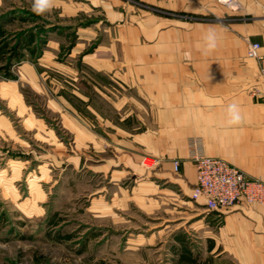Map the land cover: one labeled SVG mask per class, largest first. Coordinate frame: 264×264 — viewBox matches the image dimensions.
Returning <instances> with one entry per match:
<instances>
[{
    "label": "rangeland",
    "instance_id": "obj_1",
    "mask_svg": "<svg viewBox=\"0 0 264 264\" xmlns=\"http://www.w3.org/2000/svg\"><path fill=\"white\" fill-rule=\"evenodd\" d=\"M31 4L0 0V264H180V236L198 264L228 262L194 184L129 144L146 129L138 87L79 61L74 24Z\"/></svg>",
    "mask_w": 264,
    "mask_h": 264
},
{
    "label": "crops",
    "instance_id": "obj_2",
    "mask_svg": "<svg viewBox=\"0 0 264 264\" xmlns=\"http://www.w3.org/2000/svg\"><path fill=\"white\" fill-rule=\"evenodd\" d=\"M234 1L239 6L217 0H56L52 9L60 28L76 27L79 61L138 87V120L146 129L129 144L138 156L155 160L150 170L160 168L164 180L180 176L175 183L184 192L197 182L188 160L191 138L201 139L208 156L264 180V82L257 60L247 54L250 43L264 50V0ZM209 31L217 34V46L206 54ZM233 102L243 116L240 125L227 123ZM192 190L190 201L206 211L208 252L232 255L213 264H264V210L255 205L210 212L191 198Z\"/></svg>",
    "mask_w": 264,
    "mask_h": 264
},
{
    "label": "built area",
    "instance_id": "obj_3",
    "mask_svg": "<svg viewBox=\"0 0 264 264\" xmlns=\"http://www.w3.org/2000/svg\"><path fill=\"white\" fill-rule=\"evenodd\" d=\"M253 45L261 49V44L250 43L247 54L257 60L259 77L264 82V54L260 52L259 55H251ZM188 158L197 170V182L191 198L203 203L208 211L222 212L255 205L264 210V180L249 176L224 159L208 156L200 138L188 141ZM180 165V161H174L175 172L180 170ZM146 166L150 168L148 164Z\"/></svg>",
    "mask_w": 264,
    "mask_h": 264
},
{
    "label": "clouds",
    "instance_id": "obj_4",
    "mask_svg": "<svg viewBox=\"0 0 264 264\" xmlns=\"http://www.w3.org/2000/svg\"><path fill=\"white\" fill-rule=\"evenodd\" d=\"M56 0H32L31 10L38 16H44L49 13L55 6ZM217 46V34L213 31H209L204 37L203 51L207 54L213 51ZM253 51L251 55H259L264 51L258 48V46H252ZM189 55L188 53L185 54ZM227 123L229 125H240L243 123V116L240 107L237 103L233 102L226 108Z\"/></svg>",
    "mask_w": 264,
    "mask_h": 264
},
{
    "label": "trees",
    "instance_id": "obj_5",
    "mask_svg": "<svg viewBox=\"0 0 264 264\" xmlns=\"http://www.w3.org/2000/svg\"><path fill=\"white\" fill-rule=\"evenodd\" d=\"M178 241L183 244L181 249H175L176 253L179 255L180 264H198L197 259L193 257L192 253L190 252V248L186 239L180 236L178 237Z\"/></svg>",
    "mask_w": 264,
    "mask_h": 264
}]
</instances>
